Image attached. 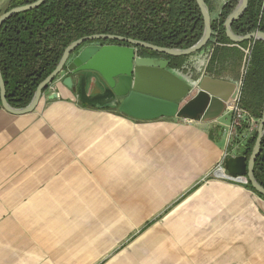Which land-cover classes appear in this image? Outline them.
I'll return each instance as SVG.
<instances>
[{"label": "crops", "instance_id": "0c3cea01", "mask_svg": "<svg viewBox=\"0 0 264 264\" xmlns=\"http://www.w3.org/2000/svg\"><path fill=\"white\" fill-rule=\"evenodd\" d=\"M206 57L168 68L197 80ZM65 76L31 112L0 105V264H264V198L213 173L238 177L247 127L226 146L227 109L136 119L96 73L71 74L74 92Z\"/></svg>", "mask_w": 264, "mask_h": 264}, {"label": "trees", "instance_id": "16d2710c", "mask_svg": "<svg viewBox=\"0 0 264 264\" xmlns=\"http://www.w3.org/2000/svg\"><path fill=\"white\" fill-rule=\"evenodd\" d=\"M34 1L9 0L3 12ZM204 1L211 13L212 0ZM237 3L238 0H224L217 16L212 18V38L201 49L207 50L203 70L212 78L240 82L239 105L248 117L258 122L264 110V42L234 43L227 38L223 23ZM203 26L196 0H45L32 9L11 15L0 27V73L6 101L13 108L27 105L38 84L56 67L67 45L78 38L112 34L160 47L184 49L198 41ZM231 29L238 35L256 30L264 32V0H248L244 14L232 22ZM137 53L163 56L169 67L175 69L182 68L190 56L165 55L143 47H138ZM112 109L117 110V105ZM245 127L246 121L238 131ZM256 134L255 130L245 137L246 159ZM253 174L264 187V134ZM246 186L258 194L248 182Z\"/></svg>", "mask_w": 264, "mask_h": 264}, {"label": "water", "instance_id": "95a60500", "mask_svg": "<svg viewBox=\"0 0 264 264\" xmlns=\"http://www.w3.org/2000/svg\"><path fill=\"white\" fill-rule=\"evenodd\" d=\"M45 0L16 6L0 14V27L11 15L32 9ZM203 18V32L190 47L168 48L151 43L112 34H94L72 41L64 49L56 67L38 84L33 97L21 108L11 107L5 97V85L0 73V105L12 114L31 112L38 104L42 90L65 70L67 76L63 85L75 91L71 74L81 71L96 73L111 90L118 111L136 119L178 117L193 121H211L220 116L229 106L230 99L237 90V84L224 79L212 78L206 74L197 80H186L168 68V61L146 58L138 55L137 48L143 47L157 53L171 56H187L201 50L211 39V15L204 0H196ZM248 0H238V4L227 15L223 26L227 38L241 41L261 40L264 32L256 30L238 35L231 29L233 21L242 16ZM116 40L118 43H103L96 40ZM56 96L53 94L52 97ZM256 139L252 151L246 159L244 147L239 155L227 159L225 166L233 178L244 179L261 196L264 187L254 177L253 167L260 151L264 134V110L256 128ZM244 141V146L246 144Z\"/></svg>", "mask_w": 264, "mask_h": 264}, {"label": "built area", "instance_id": "2783aa9c", "mask_svg": "<svg viewBox=\"0 0 264 264\" xmlns=\"http://www.w3.org/2000/svg\"><path fill=\"white\" fill-rule=\"evenodd\" d=\"M240 82L237 85V90L233 97L230 99V103L228 106L229 111V124H228V141L233 142L234 138L237 136L238 129L241 127V123L246 121L247 122V130L251 132L255 129L257 121L252 117H248L245 111L239 105V97H240ZM231 142L229 144H231ZM213 173L216 177L222 178L225 180H234L239 182H246L244 179L233 178L223 171V167L221 163H218L214 169Z\"/></svg>", "mask_w": 264, "mask_h": 264}, {"label": "rangeland", "instance_id": "374dc122", "mask_svg": "<svg viewBox=\"0 0 264 264\" xmlns=\"http://www.w3.org/2000/svg\"><path fill=\"white\" fill-rule=\"evenodd\" d=\"M8 1L9 0H0V14H2L3 13V11H4V9L6 8V6H7V4H8ZM221 0H212V11H211V13H210V15H211V18H214V17H216L217 16V14H218V11H219V7L221 6V4L219 3ZM223 2H224V0H223ZM238 4V3H237ZM211 38H212V36H211ZM142 57H146V58H156V59H161V60H167L166 58H164L163 56H142ZM168 61V60H167ZM184 65V64H183ZM169 66V65H168ZM64 71V70H63ZM176 72L179 74V75H181L182 73L179 71V70H176ZM62 73V71L57 75V77H59L60 76V74ZM185 78H188V76H185ZM239 83V82H238ZM228 110V109H227ZM259 121V120H258ZM257 124H258V122L256 123V126H255V129L254 130H252L248 135H245V136H241V137H236L237 138V143H236V141H235V143L237 144V145H239V147L241 148V147H244V141L246 140L245 139V137H248L250 134H252L255 130H256V128H257ZM228 127H227V131H226V138H227V140H228ZM243 131H242V129H241V131H238L237 132V135L239 134H241ZM240 138H243V139H240ZM227 140H226V146H228L229 145V143L231 142V141H228L227 142ZM231 143H233V142H231ZM229 149H231V146L230 147H228ZM228 148H226V150H225V154H224V157L223 158H225L226 156H227V152H229V149ZM228 149V150H227ZM217 165V164H216ZM215 165V166H216ZM245 183V182H244ZM247 183V182H246Z\"/></svg>", "mask_w": 264, "mask_h": 264}]
</instances>
